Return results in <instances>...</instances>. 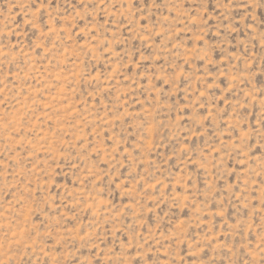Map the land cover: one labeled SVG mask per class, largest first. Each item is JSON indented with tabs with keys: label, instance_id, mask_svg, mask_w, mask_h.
Segmentation results:
<instances>
[{
	"label": "rangeland",
	"instance_id": "1",
	"mask_svg": "<svg viewBox=\"0 0 264 264\" xmlns=\"http://www.w3.org/2000/svg\"><path fill=\"white\" fill-rule=\"evenodd\" d=\"M0 264H264V0H0Z\"/></svg>",
	"mask_w": 264,
	"mask_h": 264
}]
</instances>
